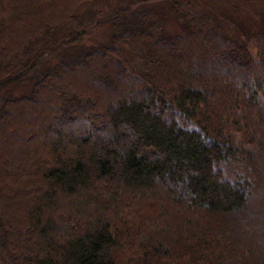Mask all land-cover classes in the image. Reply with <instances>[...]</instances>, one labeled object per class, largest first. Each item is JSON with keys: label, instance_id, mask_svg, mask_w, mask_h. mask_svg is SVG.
Segmentation results:
<instances>
[{"label": "trees", "instance_id": "16d2710c", "mask_svg": "<svg viewBox=\"0 0 264 264\" xmlns=\"http://www.w3.org/2000/svg\"><path fill=\"white\" fill-rule=\"evenodd\" d=\"M89 1L0 0V264H264V19Z\"/></svg>", "mask_w": 264, "mask_h": 264}, {"label": "rangeland", "instance_id": "374dc122", "mask_svg": "<svg viewBox=\"0 0 264 264\" xmlns=\"http://www.w3.org/2000/svg\"><path fill=\"white\" fill-rule=\"evenodd\" d=\"M125 0H92L82 3L77 12L84 14L92 13L90 27L86 34L74 44L75 49H85L90 45L106 43L110 36L109 18L112 9ZM175 1V0H172ZM171 1V2H172ZM189 4L190 8L198 11L210 12L218 17L225 31L239 42L248 40L250 34L260 28L264 19V0H180ZM169 0H156L149 4L156 6L162 16L165 30L168 34H177L181 31V24L168 7ZM71 44L70 46L74 45ZM63 49V48H62ZM60 49L58 53L62 50ZM65 51H76L73 49ZM55 56L50 60H56ZM14 94H24L29 91L26 84L13 87ZM38 147V146H37ZM140 209V208H137ZM12 260H14L12 258Z\"/></svg>", "mask_w": 264, "mask_h": 264}]
</instances>
